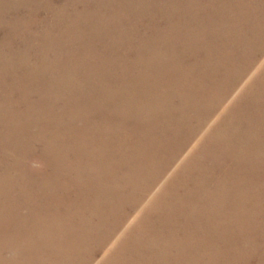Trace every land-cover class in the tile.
<instances>
[{"label":"rangeland","instance_id":"obj_1","mask_svg":"<svg viewBox=\"0 0 264 264\" xmlns=\"http://www.w3.org/2000/svg\"><path fill=\"white\" fill-rule=\"evenodd\" d=\"M246 1L264 2L228 0L227 3L238 6ZM219 4L221 7L222 0H0V264L57 263L56 256H51L56 245L48 238L54 232L56 237L72 233L74 225L64 223V219L80 208L74 207V199L76 202L82 199L83 203L85 198L80 213L88 218L89 227L100 228L96 232L90 229L88 233L81 232L76 229L82 225L77 219L73 237L77 235L82 241L71 245L74 239L66 240L57 246L78 249L72 255L73 263L64 264H116L134 258L133 245L142 249L141 258L145 262L161 264L162 243L167 241L162 226L172 228L174 234L169 243L174 244L172 252H177L179 242L175 239L180 235L178 221L182 217L188 220L204 217L201 228L217 237L215 228L206 223L211 220L207 215L218 206H223L224 213L222 201L226 199L228 173L232 170L233 179L240 180L237 173L243 167L264 164L259 160L264 138L257 128H254L256 139L252 136L253 143L250 142L254 157L251 161L244 160L245 138L240 137L244 122L239 120L251 100L254 106L248 109L264 108V34L259 37L262 42L259 52L243 58L246 67H240V78L232 91L219 100L205 102L202 113L192 116L182 134L179 133L178 148L177 140L172 141L145 167L141 163L142 152H133L129 143L133 132L137 140L143 136L139 133L140 119L150 112L146 98L164 93L174 77L166 75L165 70H150L149 64L158 58L185 70L195 59L197 46L205 48L209 39L216 41L217 35L227 33L215 25L220 14L210 13ZM175 21L181 28L179 32L174 28ZM206 23L210 24L209 29ZM165 48L178 50V55L167 56L163 53ZM106 61L114 65L119 80L126 79L124 83L113 81L121 91L117 110L122 122L114 129L119 146L116 157L123 164L120 161L114 170L118 180L112 177L110 181L119 189V197L111 199L109 221L99 224L93 215V199L98 190L94 186L101 179L100 166L107 169L108 153L102 144L84 150L82 140L78 139L84 135L81 130L86 129L91 116V112H86L85 75L88 70L95 72L97 66L106 65ZM138 62L144 63L143 66L134 67ZM139 74L150 77L149 87L140 86L133 91L132 78ZM93 91V99L97 101L101 94ZM259 117L255 116V123ZM44 126L58 135L52 145L43 132ZM69 126L73 127V135L65 137L68 132L65 134L64 127ZM134 153L142 156L141 160L134 162L128 158ZM51 154H56L55 163L60 169L46 167V162L52 161ZM213 165H219V172L211 177ZM135 170L139 172L136 174ZM45 171L54 176L50 179L46 173L45 177ZM197 176L199 181L195 180ZM251 178L256 182L247 183L249 192L262 193L263 197L253 199L258 208L244 217L249 222L259 220L264 226V187L259 186L264 177ZM86 183L93 189L89 197ZM104 187L107 193V186ZM214 190L218 199L213 201ZM183 204L191 218L179 214ZM46 210L52 217L45 215ZM190 220L184 236L189 245H196L191 238L198 228ZM259 233L253 245L245 240L237 243V250L246 257L244 264H257L258 254H264V230ZM181 255L185 261L186 254Z\"/></svg>","mask_w":264,"mask_h":264},{"label":"bare ground","instance_id":"obj_2","mask_svg":"<svg viewBox=\"0 0 264 264\" xmlns=\"http://www.w3.org/2000/svg\"><path fill=\"white\" fill-rule=\"evenodd\" d=\"M227 1L228 0H222L221 7L219 4L217 8H212V11L210 12L211 14H220L219 17H216L217 20L215 21V25H220V27H223L224 32L227 33L221 34V38L217 35L218 38L216 41H211L209 39V45L207 46L208 48L197 46L193 54L196 55V57L195 59L193 57L189 66L185 67V70L173 67V65H171L172 63L168 62V60H160L158 58L154 59L155 62H151V64H149L150 70H165V72H167L166 75L171 74L174 77L173 79H171L172 82L170 83V86L168 88H165L166 91L164 93H157L155 96L154 93L146 98L147 100L145 104L146 107L149 108L150 112L146 115H142L141 113L143 118L140 119L141 121L139 124V133L140 135L143 134V136L141 137L142 139L139 138V140H137L134 132L133 136L130 137L129 144L131 145V149H133V152L137 150L142 152L141 154L144 159L141 163L145 165V167L148 163H152V159L160 154L159 152H161V149L168 144L170 145L172 141L177 140L175 147H179L181 143V141H179L180 134H182L181 131H183L185 126H188V122L191 120L192 116L196 115L200 111L202 113L204 104L207 100L210 101L214 98L215 100H219L224 96H228L230 91H232V89L234 88L235 84L238 83L237 81L240 78L239 73L241 72L240 67H246V65L242 63L243 58L246 55H256L262 48V42L259 37L264 34V2L258 3V1H246L245 4L242 3L243 5L239 3L238 7L237 4L228 6ZM173 25L176 29V32H179L181 30L177 21H175ZM209 26L210 24L206 23V27L208 29L210 28ZM98 34L102 35L101 32ZM164 50L165 51L163 53L169 57H174L178 55L179 52L178 50H173V48H165ZM114 56L116 57L117 55ZM155 56H158V53L155 54ZM118 57L119 56H117L116 58ZM239 62L243 65H241ZM143 64L144 63L138 62V64H136L134 67L143 66ZM236 65H239L238 70L235 69ZM113 66L114 65L110 66V63L106 61V65L103 64L101 66H97L96 68L98 69L94 70L95 72L89 70L88 72L86 71L87 75H85V84L88 83L87 88L85 89V92L88 90L86 94V112H91V116H89V119L87 121L86 129L81 130V133H83L84 135H81L78 139L79 141L82 140L81 142L84 145H82L81 147H85L84 150L88 146V148H91V145L99 146L98 144H102L105 145V152L108 153L109 160L107 163V169L104 170L103 166H100V168L98 169V175L101 174V179H98L94 186L98 188V192L95 191L96 197H94L93 199V203L95 206V214L93 215L97 216V220L99 219V224L103 223L107 219L109 221L110 216H108L107 213L109 214L108 211L113 203L112 200L119 197V189L116 185H112L110 181L112 177L115 181L118 180L116 174L114 173V170H116L115 167L118 165L117 163H120L121 161V164H123L122 160H118L116 157L119 151V146L115 141L114 129L117 128L122 122V118H119L117 110L120 108L121 104L119 101V92L121 91H118V86L113 81L124 83L126 79H122L124 77L121 76L122 78H120L119 80L117 78V72ZM75 70L77 71V69ZM99 78L101 79V81L99 80ZM149 79L150 77L146 76V74L135 75L131 81V83H133L131 85L133 91L140 88V86L142 87V89H148ZM224 81L225 83L222 86V83ZM93 89H96V91H99L101 94L100 98H98L97 101L93 99ZM157 90L160 89L157 88ZM129 95L132 96L131 93H129ZM177 99L180 101L179 103L177 102ZM70 102L72 104L75 103L73 98H71ZM250 105L251 107L254 106L253 100L250 101L248 107H250ZM248 107L246 110H243V113L239 120L240 122H244L242 123V125L244 124V130H242L243 134L241 132L240 136L241 138H245L243 140V143L245 144L244 160L251 161L254 157L253 146L251 145L253 143V141H251L252 136L254 137V139H256L254 128L260 130V134L263 133L264 138V108L258 107V109H255V107H253L255 109L254 111L252 110V108L248 109ZM69 108L70 111H72V105L69 106ZM129 112L131 113V111ZM256 115L260 116L258 123H255L257 121L254 120ZM74 116L75 115H73V117ZM95 116H97L96 122H94ZM101 116H105V118L102 119ZM106 117L110 120H113L115 123H111L110 120H108L107 125H109L103 133L102 129L104 128V125L107 121ZM72 129V126L64 127L65 134H67L66 132H68V136L65 137L73 135ZM48 130L50 129L44 126L43 132L46 133L45 136H48L47 139L49 140V144L52 145L56 140H58V135L53 134V132H48ZM235 135L238 137L237 133H235ZM262 141L264 142V139ZM139 142H141L142 144L137 145ZM261 150L263 151L264 149ZM262 151H260L261 158H259V160L264 163V152ZM86 152L87 151L84 152L85 155H88V153ZM75 153H79L80 155L81 151H75ZM51 155L52 161H47L46 167H55L60 169L59 166L55 163L56 154ZM80 156L83 157L84 154L82 153ZM142 156L134 153L131 154L128 158L134 162H137L141 160ZM69 168H72V166H69ZM212 168L213 169L210 171L211 177H213L214 173L219 172V170L217 171V169H219V165H213ZM135 171L136 174L139 172L137 170ZM46 173L49 175L50 179L54 176L53 174H49L47 171H45L43 173L45 177L47 175ZM228 175H230L229 180L227 182L226 188L224 189V191H226V199L222 201V204L226 208H223V210H225L224 213L221 212V207L223 206H218L217 208L213 209L210 214L207 215L211 218V220H208L206 223L210 224L212 228H215V230L218 232L217 237H211L210 234H207L201 228L202 224H205L202 223V218L204 217L199 218L194 215L195 218L193 220L198 229L193 231V234L195 236H192L191 239L193 241H196L197 243L196 245H189L187 243L189 239L184 236V233L186 231L185 226L190 223V219L188 220L182 217L178 221L180 235H178V237L175 239V242H179L177 246L179 249L178 251L180 252L179 256L178 251L172 252L174 244L169 243L170 241H172V235L174 234L172 228L169 225H163L162 230L166 232L167 241H165L166 243H162L163 252L161 253L163 256L159 257L161 259V264H244L247 262L245 261V255L239 253V251L237 250V243L239 242V240H245L250 241L253 245L255 243L254 239L257 240V238L260 237L259 232L262 229L264 230L263 222H261L260 225L259 220L249 222L244 217V215L251 212L250 210H252L253 212L256 211L258 206L255 204L254 200L261 199L263 197L262 193H260V195H252L251 192H249L247 183L251 181H253L252 183L256 182L251 178V176L254 177L256 175H263L264 177V164L243 167L237 173V175H240V178H238L240 180H237V178L233 179L232 176L234 175V173L232 170L230 174L228 173ZM197 179L198 176L195 180L199 181ZM48 183L49 181L43 183V186L46 187L45 185H48ZM89 185V183L85 184V192L88 194V197L93 193V189H91ZM104 186H107V193H105L104 191V188L106 189V187ZM259 186L264 187V180L260 181ZM240 189L242 190L240 191ZM32 191L30 192V194L32 193ZM239 192H242L243 194L237 195V193ZM216 199H218V197L216 191L214 190L212 194V200L214 201ZM73 201L75 205L74 207L77 208L80 205V208L73 211L72 217L64 219V223L74 225V229H72L73 231H71L72 233H69L67 235L61 234L60 237H56L57 233L55 234L54 232L50 235L51 237L48 238L49 241L54 243H52V245H56V248H54L55 250L51 252V256H56V260H58V262L55 264H64L65 262H71L73 253L78 250L76 246H68L65 249L57 247L58 245L63 244V242L66 240L72 242V240L74 239L71 245H76L78 242L82 241L77 235L75 236V238L73 237V233L76 232L75 224L77 223V219L81 222L82 225L81 227L76 229L81 232L88 233L86 231L89 229L90 231L93 230V232H96L100 228L96 226L89 227L87 220L88 218L84 216V214L80 213L82 206H84L85 198L83 200V203L82 199L78 202H76L75 199ZM178 205L179 204H177V206ZM185 207V204L179 207V214L182 216L186 214L188 218H191V214H187L188 211L185 209ZM259 212H262V210L260 209ZM46 214L48 216L51 215L49 210H46L45 215ZM217 217H221V219L217 220ZM193 220L190 221L192 222ZM232 226L234 227L232 228ZM149 230H152L153 234H156L152 227H150ZM84 239L85 238H83V240ZM177 247L175 246V248ZM141 250L142 249H140L139 246L133 245L131 251L132 253H136L132 254L134 255V258H129L125 261L119 260L116 264L153 263L145 262L141 258ZM183 253L187 256V259L185 261V256L181 255ZM254 253L256 254V252ZM56 254H58V256ZM154 255L155 254L152 253L150 256H152L153 258L155 257ZM37 264H39V262ZM257 264H264V254H258Z\"/></svg>","mask_w":264,"mask_h":264}]
</instances>
